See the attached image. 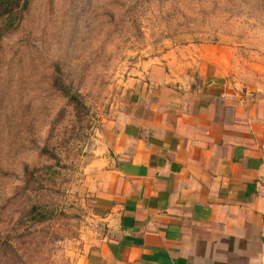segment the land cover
Wrapping results in <instances>:
<instances>
[{"label": "rangeland", "instance_id": "obj_1", "mask_svg": "<svg viewBox=\"0 0 264 264\" xmlns=\"http://www.w3.org/2000/svg\"><path fill=\"white\" fill-rule=\"evenodd\" d=\"M2 26L0 264H77L101 235L87 167L138 76L172 51L187 58L191 45L264 60V0H28L16 27ZM27 165L35 173L26 187ZM39 204L48 221L33 219Z\"/></svg>", "mask_w": 264, "mask_h": 264}, {"label": "crops", "instance_id": "obj_2", "mask_svg": "<svg viewBox=\"0 0 264 264\" xmlns=\"http://www.w3.org/2000/svg\"><path fill=\"white\" fill-rule=\"evenodd\" d=\"M186 51L105 122L85 186L103 229L77 264H264V60Z\"/></svg>", "mask_w": 264, "mask_h": 264}, {"label": "trees", "instance_id": "obj_3", "mask_svg": "<svg viewBox=\"0 0 264 264\" xmlns=\"http://www.w3.org/2000/svg\"><path fill=\"white\" fill-rule=\"evenodd\" d=\"M28 0H0V26L5 31H10L16 27V22L20 19L21 13L26 8ZM2 32V30H0ZM62 94L69 100L70 104L75 109L85 108L84 99L79 92H72L70 88L60 85ZM34 171H31L27 165L25 167V185L26 187L34 180ZM26 187L21 190L11 201L16 202L20 196L26 195L28 192ZM38 214V218H33L38 223L48 221L50 219L48 213V207L42 206V204L35 205L32 215Z\"/></svg>", "mask_w": 264, "mask_h": 264}]
</instances>
